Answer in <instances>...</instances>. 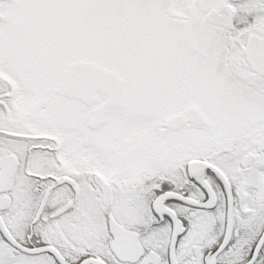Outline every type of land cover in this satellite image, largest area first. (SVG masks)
<instances>
[{
  "label": "snow or ice",
  "instance_id": "snow-or-ice-1",
  "mask_svg": "<svg viewBox=\"0 0 264 264\" xmlns=\"http://www.w3.org/2000/svg\"><path fill=\"white\" fill-rule=\"evenodd\" d=\"M0 264H264V0H0Z\"/></svg>",
  "mask_w": 264,
  "mask_h": 264
}]
</instances>
